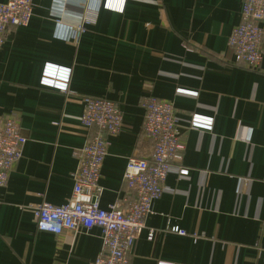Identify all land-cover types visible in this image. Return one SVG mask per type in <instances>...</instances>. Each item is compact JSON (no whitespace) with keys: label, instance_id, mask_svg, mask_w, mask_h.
I'll list each match as a JSON object with an SVG mask.
<instances>
[{"label":"crops","instance_id":"obj_1","mask_svg":"<svg viewBox=\"0 0 264 264\" xmlns=\"http://www.w3.org/2000/svg\"><path fill=\"white\" fill-rule=\"evenodd\" d=\"M103 1L34 0L29 25L10 27L0 47V128L12 118L27 138L0 189V264L97 259L100 229L41 232L34 208L72 195L76 152L93 135L81 123L86 99L122 110L102 167L100 207L123 199L127 207L135 198L124 182L128 160L153 150L142 134L146 97L175 105L189 175L170 169L146 218L155 237L138 232L130 264H264V64H235L228 44L244 0H127L122 13ZM87 10L96 22L70 41ZM46 64L71 70L67 92L41 85ZM194 115L213 119L212 129H190ZM175 227L200 238L169 231Z\"/></svg>","mask_w":264,"mask_h":264},{"label":"built area","instance_id":"obj_2","mask_svg":"<svg viewBox=\"0 0 264 264\" xmlns=\"http://www.w3.org/2000/svg\"><path fill=\"white\" fill-rule=\"evenodd\" d=\"M127 0H104L103 9L122 13ZM94 11L87 10L81 20L71 27L69 40L79 42L87 27L96 22ZM34 15V0H9L0 3V47L4 44L10 27L26 28ZM264 0H244L240 24L234 27L228 38L235 64L258 70L264 64ZM58 24H63L62 20ZM71 70L46 64L41 85L67 92ZM178 93L196 95V92L177 90ZM144 123L142 134L149 137L153 150L149 157H131L124 172V182L135 194L133 201L123 207V199L107 209L100 207L102 188L101 172L110 146V138L119 134L123 113L115 102L107 99H86L81 118L82 125L93 131L86 144L76 152L78 166L72 174L74 181L69 201L61 206L42 203L34 208L38 231L60 235L65 231L88 233L101 230L102 249L91 264H130L129 255L139 231L148 230L152 241L156 230L148 228L146 218L152 213L154 202L162 197L170 169L176 166L181 176H188L183 164L185 145L178 133L175 105L171 101L146 97L142 100ZM213 119L194 115L190 129L211 130ZM27 143L12 118L0 128V189L7 185L10 172L22 158ZM170 232L190 236L179 228Z\"/></svg>","mask_w":264,"mask_h":264}]
</instances>
